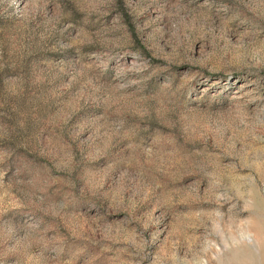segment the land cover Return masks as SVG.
Segmentation results:
<instances>
[{
  "label": "rangeland",
  "instance_id": "rangeland-1",
  "mask_svg": "<svg viewBox=\"0 0 264 264\" xmlns=\"http://www.w3.org/2000/svg\"><path fill=\"white\" fill-rule=\"evenodd\" d=\"M0 264H264V0H0Z\"/></svg>",
  "mask_w": 264,
  "mask_h": 264
}]
</instances>
